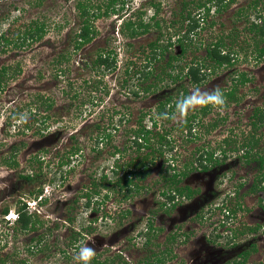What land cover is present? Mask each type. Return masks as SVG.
<instances>
[{"label":"rangeland","instance_id":"obj_1","mask_svg":"<svg viewBox=\"0 0 264 264\" xmlns=\"http://www.w3.org/2000/svg\"><path fill=\"white\" fill-rule=\"evenodd\" d=\"M79 1L100 6L102 10L109 2L0 0V32L15 36L37 17L46 19L48 26L41 40L33 41L21 49L9 45L0 51V72L3 66L7 68L5 78L2 77L6 81L0 85V264H72L74 255L85 246L83 243L76 251H65L67 260L53 248H61V239L69 241L66 231L79 225L93 228L88 236L97 238L94 240L97 245L108 243L106 251H94L99 259L121 249L123 255L115 257L113 264H141L140 260L149 252L143 251L146 236L140 237L138 234L145 230L148 218L163 227L156 237L151 236V246L159 249L170 246L173 264H221L229 260L234 263L239 260L236 254L238 250L229 248L236 241L239 243V239L249 246L252 234L258 238L257 248L249 255L246 264H264V210L260 207L264 189H252V182L259 171L255 162L247 163L241 158L245 151L242 143L251 139L252 134L257 145H252L251 153L264 148V122L257 128L250 124L252 108L264 105V56L255 57L257 51L254 43L258 36L249 29L252 20L261 22L257 15H264V0H260L255 9L245 6L249 0L227 2V6L219 12H215L211 6L204 21L194 30L195 45L197 47L200 42L205 45L221 33H231L232 37L226 41L238 50L237 61L228 67L208 72L202 84L195 86L188 83L187 100L178 103L170 117L168 114L160 115L157 105L170 94L179 99L173 86L180 84L181 80L172 84L169 78L163 76L164 79L158 80L155 86L143 90L146 82L139 83L137 75L125 74L128 61L136 65H130L131 72L146 63L145 55L149 53L147 43L157 36V31L151 25L144 35L129 39L131 44L128 45V39L118 30L133 10H142L141 18L149 21L154 13L152 6H159L155 19L162 21L163 41L160 44L166 45L170 34L171 42H174L177 34L181 35L180 30L191 20L181 21L175 13L183 0H115L112 5L116 8L122 2L125 6L120 13H123L121 18L114 15L93 20L98 30L96 41L75 51L72 38L78 29L77 20L80 19L76 8ZM188 1L192 17L199 18L200 10L196 6L198 0ZM173 20L177 22L171 23ZM211 21L213 24H210ZM195 45L179 57V66L191 62L192 58L204 57V45L197 48L193 47ZM108 46L119 53L115 71L104 69L102 75L100 68L86 66L97 49ZM171 52H179L175 42ZM61 55H68L69 61L58 62ZM165 59L167 57L159 61L151 59L150 67L155 69L153 74L160 71ZM233 71L245 72L251 78L237 85V101L226 100L227 106L224 107L212 105L199 122L195 118L194 134L186 137L180 129L181 123L191 113H198L206 101L212 104L213 94L219 88H229L234 83L232 77L236 72ZM152 77L149 76L148 81H153ZM126 79L128 81L125 82ZM137 88L139 93L134 95L132 90ZM39 94L46 103H51L50 108L47 109V104L37 102ZM145 111L147 114L143 123L147 127L151 126L149 114L157 120L156 128H152L150 134L154 148L158 145L155 130L166 132L173 148H163L165 151L161 155H149L148 160L153 158L154 162L149 165L147 174L134 179L142 188L124 199L122 195L125 190L118 191L112 167L115 160L124 165L135 158L133 136L128 131L136 128V120ZM96 122L104 126L113 124L109 126L111 138L100 141L98 146L95 136L99 131L92 126ZM212 122H216L214 128L209 127ZM14 144L20 147L16 154L19 165L13 169L4 160L11 155L10 147ZM73 148H77L76 153H73ZM201 148L217 149L215 155L222 161L211 166L209 172L190 170L184 180L195 189L193 197L188 200L181 198L174 211L160 210L159 203L167 200L159 192L165 188L164 181L171 173L170 170L165 171L162 160L175 158V165L180 169L183 159H194V153L201 151ZM222 149L225 154L220 153ZM39 171L41 174L35 175L32 182L20 177V174L34 175ZM102 174H106L105 179H101ZM92 182L100 185L94 188ZM36 184L43 192L33 200L36 194L31 195V191L36 190ZM92 189L99 190V193H92L90 203L86 206L84 195ZM106 194L108 197L101 202ZM21 196L23 200L29 201L31 210L37 211L36 217L42 223L36 225L35 230L16 233V223L12 221ZM236 203L241 204L236 212L230 216L224 214L236 208ZM4 205L11 208L9 218L1 212ZM53 225L59 228L55 231L46 230ZM257 225L259 228L256 232H246L247 227ZM242 230L245 233L240 235ZM172 231L176 233V239L171 242L168 237ZM39 234L42 235L40 242H43H39V246L46 248L28 252V246L37 244ZM24 257L25 262L21 261ZM127 259L128 262L125 261Z\"/></svg>","mask_w":264,"mask_h":264},{"label":"trees","instance_id":"obj_2","mask_svg":"<svg viewBox=\"0 0 264 264\" xmlns=\"http://www.w3.org/2000/svg\"><path fill=\"white\" fill-rule=\"evenodd\" d=\"M234 0H198L197 5L200 10V16L199 18H193L192 17V11L188 9L189 1L186 2V0L182 1V5L179 8L177 12H175L178 16V19H182L181 21H187L188 19H191L187 21L186 25H184L181 35L177 34L178 36L174 39L175 44L179 47L178 53H172L171 52V46L173 45V41L171 42L172 35L170 34L169 42L165 44H160L163 40L161 38L162 35V27L161 22L158 19H155L156 15L159 11V6H152L154 8V13L151 15V18L149 21H144L141 16L143 11L142 10H133L130 12L129 16L123 20V22L120 24L118 32L128 39L127 44L130 45L129 39H135L137 36L144 35L146 32H148L149 27L152 25V27L157 31V36L149 41L147 43V49L149 50V53L145 55L146 63L144 65L139 66L137 69H133V71H130V65L136 66L133 61H128L125 74L137 75L138 82L144 83L146 82V85L143 87V90H149L151 85L156 84L158 80H161L163 76L169 78L172 82H178L181 80L180 84H175L173 88H175L177 91V95L179 99H176L175 96L172 94L168 95L164 98V100H161L159 104L157 105V109L160 115H167L170 117L173 114L174 108L178 103H183L185 100H187L188 96V87L186 86L188 83L193 84L195 86L202 84L204 81L205 76H207V73L214 72L217 68L220 67H228L230 65H233L235 61H237V51L234 49V45L232 46L227 43V38H231L230 34H219L216 38L211 39L208 41L205 45L201 42L198 43L197 47L203 46L205 55L201 59L192 58L191 62H187V64L183 66H179L177 64L179 57L183 54H186L189 47L194 42V36H195V28L198 27L200 22L204 21V17L209 13L211 6L214 7L215 12H219L222 9H224L227 6V2H233ZM115 2V0H109L108 4L105 6V9L102 10L100 6H93L92 4H88L86 1H79L77 3V10L79 12L80 19L77 20L78 29L74 32L73 36V48L76 51L77 49L82 48L85 45H88L91 42H95L98 30L96 29L94 23H92L93 20L102 17V16H114L118 15L120 18L123 15L120 14L123 10V2L121 6H113L112 4ZM260 0H249L247 5L245 6H251L254 9L258 5ZM243 14L245 18H247V15H244L243 12H240ZM135 15V16H134ZM203 15V16H202ZM258 19L261 20V22L257 23L252 20L249 25V29L253 30L255 32V35L258 36V40L254 43L255 50L257 51L256 58H260L264 56V15H257ZM177 20L171 21V23H176ZM183 23V22H182ZM210 24H213V21L210 22ZM47 24L46 19L42 18H35L28 23L27 27L25 29H22L17 32L15 36H9L5 32H0V51H4L5 48L9 45H14L16 48L21 49L23 46H28L33 41H39L43 38L45 33L47 32ZM179 33V32H177ZM234 40V39H233ZM125 44V43H124ZM193 47H196L193 46ZM196 47V48H197ZM170 49V50H169ZM118 51L113 49L112 47H104L99 48L93 53V58L89 61H87L86 66L95 67L96 69L101 70V74L103 75L104 69H109V72L115 71L117 68V56ZM164 57H167L164 61L163 67L160 69L159 72H154L155 69L150 67L151 59L152 60H162ZM68 55H61L57 61L61 62L63 60L69 61ZM149 60V61H148ZM83 65H85L83 63ZM179 66V69L177 70ZM167 67V68H166ZM10 68V67H9ZM6 67L3 66L1 68V76H0V85L4 84L6 80L4 79V74L6 71ZM157 70V69H156ZM205 70H208L207 72ZM175 71V72H173ZM131 72V73H130ZM236 72V73H234ZM234 76L232 85L229 88L222 89L219 88L218 91L222 93L224 97V103L221 106H227L228 101H237V97L235 95L236 87L238 84H244L248 82L251 78L246 75L245 72H237L233 71ZM149 76H153V81H148L150 78ZM4 77V78H2ZM141 79V80H140ZM164 79V78H163ZM183 79V81H182ZM128 81L127 79L125 82ZM232 81V82H233ZM176 82V83H177ZM137 85V84H136ZM135 85V86H136ZM178 86V87H177ZM172 88V87H171ZM173 90V89H171ZM139 88L133 89L132 93L134 95H137L139 92ZM37 102L42 105H46L47 109L51 107V103H46L45 98L42 95L37 96ZM206 101L202 108H200V111L198 113H191L188 115L185 120L181 123L180 129L181 131L185 132L186 137L189 135L192 137L194 134L193 132V121H195V118L199 122L200 117L207 114L213 103H207ZM218 106V105H217ZM37 107V106H36ZM251 112V120L250 124L257 128L259 127L262 122H264V105L263 106H256L252 108ZM145 113L147 114V111L143 112V116L138 118L136 120V128L129 129L128 132L132 133V142L134 145V152H135V158H131L130 161L125 163L124 165L118 164L115 160L114 167H112L113 176L116 178L115 185H118V191L125 190V194L122 195V197L125 199L128 195L130 196V193L139 192L142 188V185L138 184L135 180L136 177L143 178L149 170V165L154 162L153 158L148 160V157L150 154L152 156H155L156 153L163 154L164 149L167 150L172 149V143L169 138V135L166 132L155 130L154 134L157 138L158 145L156 148L151 144V132L152 128H156L157 120L153 117V115L149 114V119L151 120V126L147 127L145 123H143V119L145 117ZM201 114V115H198ZM124 115V114H123ZM123 117V116H120ZM254 117V119L252 118ZM253 119V120H252ZM122 120V118H120ZM111 123V122H110ZM97 131H99L96 136L95 140L97 143V146L100 141L109 140L111 138V131L109 126H113V124H106L105 126L103 123L96 122L94 125H92ZM216 126V122H212L209 127L214 128ZM116 129V126L113 127ZM257 145V140L254 139L253 134L251 135V139H249L246 143H242V147L245 149L243 151V154L241 158L245 160V162L250 163L251 161L255 162L257 170L259 171V175L257 178L254 179L252 182V189H264V148L262 151H256L254 153H251V149L253 146ZM253 145V146H252ZM19 145L14 144L10 148L12 153L11 155L4 160V163L8 165L10 168L18 167V161L16 159V154L19 152ZM148 149L147 151H145ZM198 150L194 153V159L188 158V160H185L180 165V169H177L178 165H175L176 159L175 158H164L162 160V164L165 165V171L170 170L171 173L167 176V179L164 181V186L162 190H160L159 194L162 197H165L168 204V208L166 207L167 202H161L159 203L160 210L167 211L168 212L177 204V201L184 200V199H190L193 197V194L196 192L195 189L191 188V186L187 185L185 183V177L188 175L190 170H206L211 166H214V164L219 163L222 161L221 159L217 158L215 155V150ZM75 151V152H74ZM77 148H73V153H76ZM115 151H118L117 148H115ZM145 151V152H141ZM225 150L222 149L220 153H224ZM196 154V155H195ZM71 155V154H70ZM41 172H37L34 175H31L30 173H26L21 175L20 177L24 178L25 180L32 182L35 179L33 177L35 175H40ZM121 174V175H120ZM120 175V176H119ZM106 174H102L101 179H105ZM183 182V183H182ZM100 185V183L92 182V186L96 188V185ZM241 185V184H240ZM35 188L36 190L31 191V195L34 193L36 195L33 196V200H36L39 194H42L43 189L38 187V184H36ZM97 194L99 193V190L92 189L91 191H87L85 193L86 201L85 205L88 206L90 203V196L91 194ZM108 197L106 194L104 198L101 199V202L105 200V198ZM42 199V197H40ZM44 199L43 201H45ZM41 201V200H39ZM260 206L264 209V199L260 200ZM18 202L20 203L15 209V218L12 222L16 223L14 227V231L16 232H22L25 233L27 231H30L32 229H36V225H39L41 220H39L36 217L35 210H31L27 200H23V197L19 198ZM182 202V201H181ZM27 203V204H26ZM236 208L230 209L229 211H226L224 214H227V216H230L234 212H236V209H239L241 204L236 203ZM166 210L164 209V207ZM11 208L9 205L2 206L1 212L4 216H7L9 214V210ZM127 211V210H126ZM123 214H126L125 211H123ZM152 222L147 221L146 228L144 231L141 230L138 235L143 234L146 236V240L143 243L144 246L150 244V231L153 229ZM259 228V225L256 227H247L246 230L248 231H256ZM245 230H242L241 232H244ZM176 239V233L173 232L169 237L168 241H174ZM37 240V239H36ZM40 239H38L39 243ZM29 248V247H28ZM255 251V248L253 249ZM249 251L244 252L242 254V258L238 261H234V263L226 262V264H245L248 256ZM173 258L172 256V250L170 246H165L162 249H159L157 253H153L150 255H147L143 260H140L141 264H163L166 262H170ZM143 262V263H142ZM251 264H261L260 262L251 263Z\"/></svg>","mask_w":264,"mask_h":264},{"label":"flooded vegetation","instance_id":"obj_3","mask_svg":"<svg viewBox=\"0 0 264 264\" xmlns=\"http://www.w3.org/2000/svg\"><path fill=\"white\" fill-rule=\"evenodd\" d=\"M263 57V56H262ZM253 110V109H252ZM252 112V111H251ZM183 161H185V159H183ZM211 167H209L208 169H206V170H203V171H205V172H209ZM196 174V173H195ZM188 175H189V173H188ZM191 176V175H190ZM152 196H153V194H152ZM191 199V198H190ZM186 200H188V199H186ZM41 202H43V201H41ZM40 202V203H41ZM182 203V202H181ZM167 207V206H166ZM175 207H176V205L169 211V212H171L172 210L174 211V209H175ZM261 207V206H260ZM263 209V208H262ZM264 210V209H263ZM35 212H37L36 210H35ZM171 214V213H170ZM169 214V215H170ZM168 215V214H167ZM149 220L148 221H151L152 222V227H153V229L150 231V234H149V236H150V238H151V236L152 237H156V235H157V232H160V231H162L163 230V227H159V226H157V224H156V222H155V220L154 219H152V218H148ZM258 226V225H257ZM70 227V226H69ZM251 227H253V226H251ZM254 227H256V226H254ZM59 228V227H58ZM55 225H53V227H49L48 229H46L47 231H50L51 229L53 230V231H55L56 229H58ZM92 227L91 226H89V225H86V226H83V225H79L78 227H75V226H73V228H71V230L68 232V231H66V233L68 234V238L70 239L69 241H63L62 239L60 240V246H61V248L59 247V248H53L54 249V251H58V252H60L61 253V255H63V259H65V260H67L66 259V254H65V251L67 250V251H70V250H78L79 249V247H80V244L81 243H83L84 245H91L93 248H94V250H95V252H96V250H99V249H102V251H106V248L107 247H109V245H108V243L107 244H103V243H100L99 245H97L95 242L96 241H94V240H98L97 238H89V234L90 233H92ZM32 230H35V229H32ZM257 231V230H256ZM256 231H248V230H246V232H248V233H254V232H256ZM16 232V231H15ZM19 232V231H18ZM28 232V231H27ZM174 231H172V233H173ZM17 233V232H16ZM22 233V232H21ZM245 233V231L244 232H240V235H243ZM142 235L143 234H141V235H139L140 237H142ZM54 236H55V234H54ZM42 237V235L41 234H39V236L36 238L37 240L38 239H40ZM256 236H255V234H252V239H251V243H250V245L249 246H245V242L243 241V240H241V239H239V243L241 242L242 244H239V243H237V241L235 242L236 244H233V242H231V244H233V245H231V247L229 248V250H234V249H237L238 250V252L236 253L237 254V256H239V259H241L242 258V254L244 253V252H247V251H249L250 253H249V255L252 253V252H255L256 251V248H257V239L258 238H255ZM52 238H54V237H52ZM83 239H85V241H83ZM144 239L146 240V237H144ZM233 239H235V238H233ZM41 241V240H40ZM39 241V242H40ZM150 241H151V239H150ZM235 241V240H234ZM243 241V242H242ZM101 242V241H100ZM40 243H43V242H40ZM40 244L37 242V244H35V246H33V244L31 245V246H28L29 248L27 249V251L28 252H30V253H32V252H37L39 249H44V248H46V246L43 248V247H41V246H39ZM235 245V246H234ZM43 246V245H42ZM255 248V251H253V249ZM144 250H147L148 252H149V254L151 255L152 254V252L153 253H157L158 251H159V248H156V247H153V246H151V244L149 245V246H147V247H143V251ZM73 253V252H72ZM75 253V252H74ZM121 254L123 255V251L121 250V249H117V250H115V252H113V254L111 255H108L107 257H105L104 259H99L98 258V256H97V254H95L94 253V256L92 257V259H91V261H90V264H113V259L115 258V257H120L121 256ZM249 257V256H248ZM25 257H24V260H21V261H24L25 262ZM248 259V258H247ZM125 261H127L128 262V259L127 260H125ZM226 262H228V261H224V262H222L221 264H226ZM229 262H230V260H229ZM143 263V262H142ZM72 264H77V261L75 260V261H73L72 262ZM143 264H145V263H143ZM166 264H173L171 261L170 262H166ZM180 264H184V263H180ZM245 264H246V262H245ZM251 264V263H250Z\"/></svg>","mask_w":264,"mask_h":264},{"label":"clouds","instance_id":"obj_4","mask_svg":"<svg viewBox=\"0 0 264 264\" xmlns=\"http://www.w3.org/2000/svg\"><path fill=\"white\" fill-rule=\"evenodd\" d=\"M211 103L214 105H222L224 103V97L219 91L213 94V99ZM7 218L11 217L10 214L6 216ZM15 218V216H14ZM94 248L91 245H85L79 249V251L74 255V259L77 261V264H90L92 257L94 256Z\"/></svg>","mask_w":264,"mask_h":264}]
</instances>
